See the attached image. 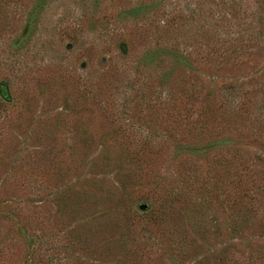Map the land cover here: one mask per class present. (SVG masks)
Here are the masks:
<instances>
[{
    "label": "rangeland",
    "instance_id": "rangeland-1",
    "mask_svg": "<svg viewBox=\"0 0 264 264\" xmlns=\"http://www.w3.org/2000/svg\"><path fill=\"white\" fill-rule=\"evenodd\" d=\"M0 94V264H264V0H0Z\"/></svg>",
    "mask_w": 264,
    "mask_h": 264
},
{
    "label": "trees",
    "instance_id": "trees-1",
    "mask_svg": "<svg viewBox=\"0 0 264 264\" xmlns=\"http://www.w3.org/2000/svg\"><path fill=\"white\" fill-rule=\"evenodd\" d=\"M141 7L137 8L135 11H134V14H132L130 17H132L133 19H137L139 18L140 16H143L144 15V11L145 10H142L140 9ZM1 102H7V97L0 94V103ZM143 146H148V144H144ZM221 147V148H224L225 147V141L224 140H220L217 141V142H212L210 144H206V145H195V146H191V145H187V144H180V145H176V146H173L174 147V158L177 159L178 156H180V154H186L187 156H192L194 153H200V154H203L205 156H208L209 153H211V151H214V147ZM193 153V154H192ZM228 167H229V163H227ZM220 166V165H219ZM221 167V166H220ZM245 168V167H244ZM227 169V168H226ZM244 170V169H243ZM247 170V169H246ZM222 175L223 176H219L220 177V180L219 183H211L210 185H212V193L209 198L210 200L213 199V198H218V199H222L223 202H225L224 197H231L233 194V198H234V194L235 195V200H230V204H228V206H225V209H230L233 208V207H237L238 206V199L242 200V198H244L243 196H239L237 195L239 192H241L242 190H244L243 187H245L243 181H242V177H240V180L237 181V182H234V181H229V177L232 175L229 171H226L224 170ZM221 175V174H220ZM227 188H229L230 190H227ZM219 192V193H218ZM238 192V193H237ZM225 195V196H224ZM231 195V196H230ZM170 196H173V197H176L177 194L175 193V191H171V194ZM204 199L203 202L201 203L202 205H198L202 210H207L206 208H208L209 204H208V199ZM174 200V199H173ZM222 202V204H223ZM147 205V208L149 207L150 208V205L146 204ZM197 206V207H198ZM19 234L20 236L22 237V240L23 242L25 243L26 245V250H27V253L25 255V261H24V264H30L32 263V261L34 260V258L36 257V255H38L36 252L38 251V248L41 244L40 241H38V237H31L29 235H26L23 230L20 231V228H19Z\"/></svg>",
    "mask_w": 264,
    "mask_h": 264
},
{
    "label": "water",
    "instance_id": "water-1",
    "mask_svg": "<svg viewBox=\"0 0 264 264\" xmlns=\"http://www.w3.org/2000/svg\"><path fill=\"white\" fill-rule=\"evenodd\" d=\"M138 209L141 210V211H145L147 209V205L141 204V205L138 206Z\"/></svg>",
    "mask_w": 264,
    "mask_h": 264
}]
</instances>
